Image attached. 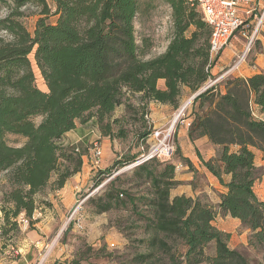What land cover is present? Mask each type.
I'll list each match as a JSON object with an SVG mask.
<instances>
[{
  "label": "trees",
  "instance_id": "16d2710c",
  "mask_svg": "<svg viewBox=\"0 0 264 264\" xmlns=\"http://www.w3.org/2000/svg\"><path fill=\"white\" fill-rule=\"evenodd\" d=\"M163 1L172 9L173 37L162 54L151 58L147 57L151 39L140 43L136 35L141 0H14L12 13L0 20L11 37H0L4 245L13 240L11 232L20 231L21 213L34 229L39 221L33 218L35 212L42 208L41 202L49 203L40 194L54 177V190H59L81 170L84 154L75 153V144L60 143L78 121L82 125L91 121L103 136H124V129L115 134L125 118L114 117L119 105L132 108L135 99L138 104L133 107L145 114L151 111V101L178 109L185 87L196 93L211 78L216 64L210 62L211 27L202 19L197 1ZM27 4L40 10L33 33L20 20ZM50 16L56 20L50 22ZM31 54L47 89L37 84ZM222 84L207 87L193 99L189 129L192 140L207 137L219 147L216 158L204 161L227 188L218 205L203 197L173 196L172 189L181 184L175 165L167 163L159 171L152 167L160 161L157 158L134 167L138 177L150 184L146 194H127V200H121L123 192L110 182L104 194L89 198L98 213L130 204L132 214L145 220V229L153 234L144 240L151 250L139 256L142 261L157 249L168 258L164 264H251L230 247L231 233L214 224L219 214H230L251 231L249 244L261 251L263 261L258 264H264V201L255 192L261 171L256 150L264 154V71L250 77L228 76ZM37 117L42 120L37 122ZM10 135L25 142L13 146ZM138 157L129 160L135 163ZM171 241L184 245V251L173 252ZM213 243L215 252L209 255Z\"/></svg>",
  "mask_w": 264,
  "mask_h": 264
},
{
  "label": "rangeland",
  "instance_id": "374dc122",
  "mask_svg": "<svg viewBox=\"0 0 264 264\" xmlns=\"http://www.w3.org/2000/svg\"><path fill=\"white\" fill-rule=\"evenodd\" d=\"M147 0H141V11L135 18L136 35L141 43L143 38H150L153 44L151 53L148 58L162 54L169 41L173 37L174 21L172 20V9L163 0L155 1L151 6L146 4ZM14 0H0V20L12 13ZM24 16L20 20L26 25L31 33L34 32L36 21L39 18V9L31 4L21 9ZM54 16H50V22H54ZM248 30L252 29L247 27ZM0 37L11 40V37L0 26ZM244 51V50H243ZM241 51V52H243ZM240 53V52H239ZM33 67L37 75V84L41 89H47L41 77L39 69L34 62V55L31 54ZM251 58V52L246 58V63ZM235 59V57H234ZM233 59V60H234ZM233 62V61H232ZM231 62V65H232ZM245 63V64H246ZM229 65V66H231ZM228 67L219 72L214 70L216 78H211L207 84L218 79ZM235 73V72H234ZM231 75V74H230ZM229 75L223 76V80ZM219 82V81H218ZM216 82L217 84H219ZM207 84L205 86H207ZM204 86V87H205ZM133 106L138 104L134 99ZM127 108L123 103L117 107L114 113L115 118L125 117L124 120L116 126L115 134L120 129L126 131L124 136H102L109 143L108 150L102 145V138L99 139L103 148V158L100 168H96L92 175L80 177L72 176V187H75V202L71 208L64 209L62 226H58L56 230L46 240L43 246L42 254L33 264H164L168 262L165 254L159 250H154V255L148 260L139 258L140 255L149 253L151 248L144 240H148L152 236V232L145 229V220L132 214L131 205L127 207L113 208L108 212H96L95 202L89 201V198L98 197L106 191L108 183H113L114 187L123 192L121 200H127V194L143 195L149 191L150 184L145 182L137 175V171L132 167L130 158L138 157L143 152V148L147 147V141L143 140L151 131L150 126H145L143 119L145 112L142 109L136 110L134 107ZM189 106V105H188ZM181 106L178 107V109ZM177 109V110H178ZM177 113V112H176ZM175 113V115H176ZM174 115V116H175ZM164 126H169L172 120ZM42 117H37L36 121L40 122ZM80 124V122L78 121ZM94 125H92L93 127ZM180 122L175 124V139L178 142L177 135L179 132ZM101 132V131H100ZM77 130L69 132L65 135L60 143H72L76 140ZM147 139V138H146ZM8 142L13 145H23L25 139L21 136H8ZM75 153L89 154L91 145H85L78 141L74 145ZM79 148L77 150L76 148ZM165 159L157 161L153 164V168L162 171L167 163L173 159ZM260 176L255 185V192L262 200H264V160L259 162ZM93 166L92 164L90 167ZM136 171V172H135ZM77 178L75 179V177ZM6 174L0 175V201L3 197V188L5 186ZM48 184L45 191L40 194L42 210L38 209L34 215L44 210H52L53 203L49 200V193L54 190L53 181ZM96 191L95 193H93ZM93 193V194H92ZM92 194V195H91ZM48 199V200H47ZM144 208H146L144 206ZM221 223L232 230L229 245L233 249L239 250L246 255L251 264H258L263 261V255L259 249H255L249 244L251 231L241 226H236L232 219L221 218ZM2 220L0 224H2ZM62 227V229H61ZM30 228V227H29ZM61 229V230H60ZM21 228L18 233L11 232L13 240L5 244L6 241L0 239V258L8 260H17L18 254L12 248H16L22 235ZM175 246L173 252L181 254L184 251V245L171 241ZM17 249V248H16ZM215 252V244H211L207 249V254L213 255ZM183 258V257H182ZM200 264H207L206 262Z\"/></svg>",
  "mask_w": 264,
  "mask_h": 264
},
{
  "label": "crops",
  "instance_id": "0c3cea01",
  "mask_svg": "<svg viewBox=\"0 0 264 264\" xmlns=\"http://www.w3.org/2000/svg\"><path fill=\"white\" fill-rule=\"evenodd\" d=\"M256 3L257 8L255 13L249 17L245 16V25L236 32L231 44L223 50L221 56L215 62L216 64L213 66L211 71L213 78H216L214 70L218 69L220 72L225 67L231 65L234 57H236L239 52L246 49L251 39V58L242 66L240 70L232 73L231 75L229 74V76L250 77L252 74L264 71V22L260 25V27H256L258 16L264 7V0H259ZM247 27H251L252 29L248 30ZM222 80L223 77L218 82L220 88L223 87ZM160 86H164V80L160 82ZM183 94L184 95L179 106L189 103L187 121H192L193 117L191 116V105L195 93H191L190 90L185 87ZM148 110H151L154 125L156 127H164V125L169 123L178 111L169 104H161L154 101L149 102ZM185 123L186 122H180L179 132L177 135L179 155L176 159L171 161L176 168V180H178L181 184L172 189L171 193L173 196L186 194L187 196L194 198H207L214 205H218L221 202L220 195L225 193L227 188H225L212 171L204 165V161L216 158L219 154V147L213 144L207 137H199L194 140L189 138L190 127H188ZM92 125L93 123H91V121L87 125L77 123V128L75 129L77 130L75 136L77 138L74 142H72V144H76V142L81 141L87 146L88 144L90 145L91 142H93L92 140L95 138H102L103 148L108 150L109 143L105 140L106 137H102L103 135L100 130H98L95 126L92 127ZM256 151V165L259 166V162L264 160V154L261 151ZM83 157V166L76 174L79 178L92 175L97 168L93 164V160L90 157H87L86 154H84ZM91 164L93 166L90 167ZM178 166L180 167L177 168ZM76 178L77 176L75 179ZM229 178L230 175L224 176L225 180H229ZM75 195V187H72L71 180H68L62 189L52 190L49 193V201L53 203L52 210L45 209L44 215H42V211L38 212L37 215H34L33 218L39 219V221L34 224V229L28 228L26 230H21L22 235L16 245L17 249L12 247L16 254H18V259L8 260L0 258V264L35 263V261L38 260L39 256L42 254V250L44 248L43 246L45 245L49 235L52 234L58 226H62V213L64 209L71 208L73 206L75 202ZM1 217L2 215L0 212V221L2 220ZM223 217L226 219H232L236 226H240L241 224L239 219L233 218L230 214H227V216L219 214L215 218L214 224L225 232L228 231L232 233V230L221 223L220 220Z\"/></svg>",
  "mask_w": 264,
  "mask_h": 264
},
{
  "label": "built area",
  "instance_id": "2783aa9c",
  "mask_svg": "<svg viewBox=\"0 0 264 264\" xmlns=\"http://www.w3.org/2000/svg\"><path fill=\"white\" fill-rule=\"evenodd\" d=\"M199 5V11L202 19H204L211 27V39H210V49L211 56L210 62L217 61L221 56L223 50L229 46L232 42V39L235 37L236 32L239 31L246 23L245 16L253 15L257 8V3L259 0H196ZM264 22V7L262 12L258 16V21L256 27H260ZM251 43L243 52H240L236 55L235 59L232 62V65L229 66L218 79L209 83V86L216 84L220 81L223 76L232 74L242 68L246 63V58L251 52ZM208 86V87H209ZM206 90V89H205ZM188 105L189 103L181 106L174 119L172 124L164 127H156L152 118L151 111L145 114V119L147 124L150 126L151 131L146 140L147 147L143 148V152L140 154L135 163L132 164V167L140 165L151 161V159H172L176 156L177 152V143L175 139V124L176 122H186L185 124L188 127H191V121H187L188 117ZM100 138H95L92 140L91 148L89 149V154L87 157H90L93 160V164L100 168L102 158H103V148L101 146ZM79 150V148H76ZM178 166L177 168H179ZM18 223L22 230H26L30 226V219L25 216L24 213H21L18 217Z\"/></svg>",
  "mask_w": 264,
  "mask_h": 264
},
{
  "label": "water",
  "instance_id": "95a60500",
  "mask_svg": "<svg viewBox=\"0 0 264 264\" xmlns=\"http://www.w3.org/2000/svg\"><path fill=\"white\" fill-rule=\"evenodd\" d=\"M209 86V84H207V86L203 87L202 89H200L198 92L195 93V95L193 96V98H195L197 95L201 94V92H203L205 89H207V87ZM193 100V99H192ZM96 191H94L93 193H95ZM92 193V194H93ZM91 194V195H92Z\"/></svg>",
  "mask_w": 264,
  "mask_h": 264
},
{
  "label": "bare ground",
  "instance_id": "6f19581e",
  "mask_svg": "<svg viewBox=\"0 0 264 264\" xmlns=\"http://www.w3.org/2000/svg\"><path fill=\"white\" fill-rule=\"evenodd\" d=\"M186 103H187V102H186ZM171 124H172V123H171ZM173 124H176V123H175V120L173 121Z\"/></svg>",
  "mask_w": 264,
  "mask_h": 264
}]
</instances>
